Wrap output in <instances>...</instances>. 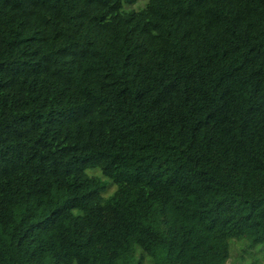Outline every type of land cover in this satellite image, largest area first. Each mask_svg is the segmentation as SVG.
<instances>
[{
  "label": "trees",
  "instance_id": "obj_1",
  "mask_svg": "<svg viewBox=\"0 0 264 264\" xmlns=\"http://www.w3.org/2000/svg\"><path fill=\"white\" fill-rule=\"evenodd\" d=\"M140 1L0 0V264L264 246V0Z\"/></svg>",
  "mask_w": 264,
  "mask_h": 264
},
{
  "label": "rangeland",
  "instance_id": "obj_2",
  "mask_svg": "<svg viewBox=\"0 0 264 264\" xmlns=\"http://www.w3.org/2000/svg\"><path fill=\"white\" fill-rule=\"evenodd\" d=\"M146 0L130 6L138 9L145 5ZM91 174L101 176L105 179L99 170H91ZM117 189V186L110 183L108 189L104 191V196L109 197ZM243 262L246 264H264V246H251L246 239H234L231 241V258L227 264ZM144 264H153L149 258H145Z\"/></svg>",
  "mask_w": 264,
  "mask_h": 264
}]
</instances>
